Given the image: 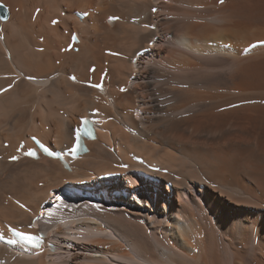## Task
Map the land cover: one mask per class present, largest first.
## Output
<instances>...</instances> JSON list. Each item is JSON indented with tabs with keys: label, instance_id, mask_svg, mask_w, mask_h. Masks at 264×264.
<instances>
[{
	"label": "bare ground",
	"instance_id": "1",
	"mask_svg": "<svg viewBox=\"0 0 264 264\" xmlns=\"http://www.w3.org/2000/svg\"><path fill=\"white\" fill-rule=\"evenodd\" d=\"M0 5V237L50 228L0 264H264V0ZM92 113L68 172L10 162L30 135L69 150Z\"/></svg>",
	"mask_w": 264,
	"mask_h": 264
},
{
	"label": "rangeland",
	"instance_id": "2",
	"mask_svg": "<svg viewBox=\"0 0 264 264\" xmlns=\"http://www.w3.org/2000/svg\"><path fill=\"white\" fill-rule=\"evenodd\" d=\"M6 9H7V11H8V13L10 14V12H9V10H8V8L6 7V6H4ZM31 9V8H30ZM41 14H42V11L41 10H37V11H33V13H32V20L34 21H37L35 18L36 17H40L41 16ZM59 15L61 16V17H63V16H65V12L64 11H60V13H59ZM62 65H63V63H61V67H62ZM134 112H136V109L134 110ZM74 114L76 115V117H77V115H78V113L77 112H74ZM75 120H77V118L75 119ZM52 137H50V140H53V138L51 139Z\"/></svg>",
	"mask_w": 264,
	"mask_h": 264
},
{
	"label": "water",
	"instance_id": "3",
	"mask_svg": "<svg viewBox=\"0 0 264 264\" xmlns=\"http://www.w3.org/2000/svg\"><path fill=\"white\" fill-rule=\"evenodd\" d=\"M8 14L6 9L3 6H0V18L2 20H5L7 18Z\"/></svg>",
	"mask_w": 264,
	"mask_h": 264
},
{
	"label": "snow or ice",
	"instance_id": "4",
	"mask_svg": "<svg viewBox=\"0 0 264 264\" xmlns=\"http://www.w3.org/2000/svg\"><path fill=\"white\" fill-rule=\"evenodd\" d=\"M221 2H223V0H221ZM53 23L55 24V23H57V22H56V21H53ZM73 79H74V78H73ZM71 151H72V153L74 154L75 151H76V149L73 148ZM27 155L32 156V157H35V152H33V151H29V152L27 153ZM13 159H15V157H13Z\"/></svg>",
	"mask_w": 264,
	"mask_h": 264
}]
</instances>
